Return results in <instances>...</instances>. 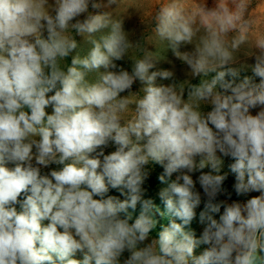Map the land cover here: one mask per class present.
<instances>
[{
  "label": "clouds",
  "instance_id": "obj_1",
  "mask_svg": "<svg viewBox=\"0 0 264 264\" xmlns=\"http://www.w3.org/2000/svg\"><path fill=\"white\" fill-rule=\"evenodd\" d=\"M102 6L0 0V264H264V33L254 64L235 55L254 23L249 0L159 9L155 35L199 80L179 84L161 82L174 73ZM224 158L235 194L259 195L216 202ZM150 164L167 184L159 215L174 217L160 230ZM197 182L198 238L186 230Z\"/></svg>",
  "mask_w": 264,
  "mask_h": 264
},
{
  "label": "rangeland",
  "instance_id": "obj_2",
  "mask_svg": "<svg viewBox=\"0 0 264 264\" xmlns=\"http://www.w3.org/2000/svg\"><path fill=\"white\" fill-rule=\"evenodd\" d=\"M173 2V0H116L115 3H109V0H101L102 7L97 11L104 13H111L112 16L122 17L124 19V28L126 31L130 32V37L134 41H140L143 47L150 52H153L156 55L157 60V68L161 70H169L174 73V76L171 81H161L162 83H183L185 80H189L191 83H198L199 80L193 79L190 76V70L188 66L181 61L179 58L175 57L171 49L169 48L166 41L160 40L154 33V17L158 13L159 9ZM176 2L185 5L186 8L191 9L194 5L199 4H207L209 8L214 7L215 0H176ZM246 18H249L254 21L251 30L249 32V40L246 44L242 45L239 50L235 53L237 58V66L244 65H252L254 64V57H251L249 53L254 52L253 41L255 39V33H264V0H249V6L246 12ZM197 26L199 24L197 23ZM203 33V29H201V33ZM234 33H230L228 39H231ZM80 38H78L79 40ZM88 45L81 41L82 53H86L88 50ZM192 48L191 45L184 46L181 48V51H190ZM70 62V61H69ZM118 64L123 65L125 68L130 70V62L120 61ZM244 75H252L250 67H242L241 68V78ZM258 83L259 78H254ZM140 87L139 82H137L133 90H137ZM50 111V109H49ZM256 110H253V114H255ZM114 146H110L106 149L107 152L114 151ZM225 163L222 169L223 173H228L227 179L225 181L228 182L229 185L232 186L235 183V177L230 173L228 169V165L232 162L230 158H224ZM55 167V166H53ZM147 170L149 172V176L145 181V195L150 185H154V194L159 198V192L167 186L165 183H161L159 180V176L163 174V168L156 164H150L147 166ZM47 172L48 169L42 170ZM205 172L210 171V169H204ZM199 173L193 174V179L195 180ZM176 174H173V177L170 179H175ZM168 179V178H166ZM170 182V181H169ZM197 190L201 192L202 203L199 208H197V218L193 220L192 226L189 227L188 230L193 231L198 238L202 233V226L198 223V214L199 211L203 209V204L206 201V197L203 194V190L200 188L199 183L197 182ZM225 193L221 194L217 197V201L226 200L227 202H232L233 200L244 201L251 196L259 195V193H249L247 196L238 197L235 194L234 189L229 191L225 188ZM234 191V192H233ZM234 193V194H233ZM228 194H231V198L228 199ZM115 196L123 199L124 197L120 195V191L116 190ZM161 200V199H160ZM223 210V209H222ZM162 212L166 213L165 205L163 203ZM166 217H171L166 214ZM218 218V217H217ZM205 245H201L196 249V254H200Z\"/></svg>",
  "mask_w": 264,
  "mask_h": 264
},
{
  "label": "trees",
  "instance_id": "obj_3",
  "mask_svg": "<svg viewBox=\"0 0 264 264\" xmlns=\"http://www.w3.org/2000/svg\"><path fill=\"white\" fill-rule=\"evenodd\" d=\"M154 183V182H153ZM150 185L149 189L147 190V193L145 195V198H151L156 206V209L158 210L156 213V218L158 219L159 223L157 225V230H160L162 227H166L168 226L169 222L174 219V217H166V214L164 216H160L159 213L162 212L163 210V201L158 199L157 196H155L154 194V185ZM224 188H226L229 191H232V186L228 184L227 181L224 182ZM116 190H110L111 195H115ZM234 192V191H233ZM234 194V193H233ZM139 213V206L136 210V213L134 215H138ZM177 222H180L179 220H177ZM192 224V223H191ZM192 225L187 226L186 230L189 229V227H191Z\"/></svg>",
  "mask_w": 264,
  "mask_h": 264
}]
</instances>
